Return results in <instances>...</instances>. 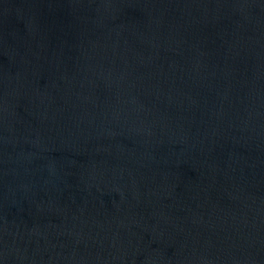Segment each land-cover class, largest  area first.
I'll list each match as a JSON object with an SVG mask.
<instances>
[{"label": "water", "instance_id": "water-1", "mask_svg": "<svg viewBox=\"0 0 264 264\" xmlns=\"http://www.w3.org/2000/svg\"><path fill=\"white\" fill-rule=\"evenodd\" d=\"M0 264H264V0H0Z\"/></svg>", "mask_w": 264, "mask_h": 264}]
</instances>
